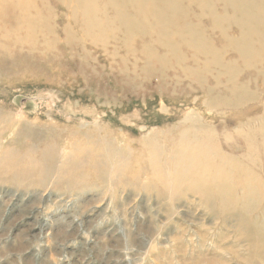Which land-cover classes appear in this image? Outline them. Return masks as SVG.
Listing matches in <instances>:
<instances>
[{
  "label": "rangeland",
  "instance_id": "374dc122",
  "mask_svg": "<svg viewBox=\"0 0 264 264\" xmlns=\"http://www.w3.org/2000/svg\"><path fill=\"white\" fill-rule=\"evenodd\" d=\"M172 1L180 61L134 4L0 0V264H264V44Z\"/></svg>",
  "mask_w": 264,
  "mask_h": 264
},
{
  "label": "bare ground",
  "instance_id": "6f19581e",
  "mask_svg": "<svg viewBox=\"0 0 264 264\" xmlns=\"http://www.w3.org/2000/svg\"><path fill=\"white\" fill-rule=\"evenodd\" d=\"M123 3L126 5L134 4L136 8V13H138L141 17H146L145 21H140V17L137 15L135 17V20H137V23H140L141 25L147 24L150 31H153L154 39L156 41L164 42L167 47L172 48L173 50V56L177 60H182L183 51L181 49L182 45L181 43L177 42H171V40L168 39V34L164 31V29H167L169 31H173V21L170 23L167 20H164L168 12L171 11V13L176 15H179L181 13V7L178 8V4H175L172 0H159L160 5L157 7V1L156 0H122ZM190 1H196L197 5L201 9V12H213L212 10V3H214V0H190ZM222 6V9H227V12L229 9L227 6H229L230 9L234 10V15H230L227 19L223 18L224 20H231L233 23L240 24V25H247L249 24V27L246 32H242L240 38L235 39V43L237 44L239 50H241V53L243 54V57H245V54L251 58L259 57L260 51L262 50L261 45L264 44V25L262 24V17L264 16V0H218ZM137 2V3H136ZM203 6V7H202ZM133 7V6H132ZM157 7V10L155 9ZM153 9L155 10L153 12ZM207 10V11H206ZM161 15L162 19L159 20L157 24H150L149 18L155 17L157 18L158 15ZM152 14L151 16H148ZM174 15V16H175ZM214 17V16H213ZM213 19V18H212ZM215 19V20H214ZM213 21H216V24L218 21H221L222 18L214 17ZM125 21V27L128 26L129 29H131L133 23L130 18H127ZM189 26V25H188ZM256 27V29L253 28ZM93 27V26H92ZM178 31H183L182 27L175 28V34ZM252 35H248L247 33ZM152 34V35H153ZM184 35H187L186 41L183 43H186L188 48L195 52H201V51H207L212 52L210 59L206 69L213 67L214 65H220L225 67L221 62H219V55L218 53L213 50L211 51L210 47L208 46L210 43L207 42L205 37V34L201 33L199 30L196 29H190L186 28L183 31ZM251 38V42L249 45H247V38ZM133 42V41H132ZM246 67H251L254 65L253 62H245ZM226 69V68H224ZM230 83L232 85L231 90L229 91V95L222 94L218 96V100L221 101V103H225L224 101L229 100L230 97H232V101L228 102V104H237L240 105L242 102L249 100L247 98V95L245 94V87L236 85L234 81L230 80ZM210 95L212 96L213 93L210 91ZM221 106V105H220ZM264 130V129H263ZM193 141H196L197 137L193 135Z\"/></svg>",
  "mask_w": 264,
  "mask_h": 264
}]
</instances>
